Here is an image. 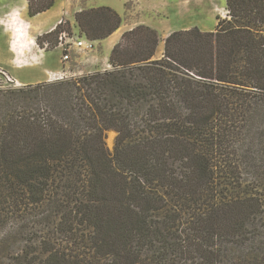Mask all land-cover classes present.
Returning a JSON list of instances; mask_svg holds the SVG:
<instances>
[{
  "label": "trees",
  "instance_id": "obj_1",
  "mask_svg": "<svg viewBox=\"0 0 264 264\" xmlns=\"http://www.w3.org/2000/svg\"><path fill=\"white\" fill-rule=\"evenodd\" d=\"M226 3L161 56L138 24L110 68L0 91V264H264V0ZM75 18L97 41L124 22Z\"/></svg>",
  "mask_w": 264,
  "mask_h": 264
},
{
  "label": "rangeland",
  "instance_id": "obj_2",
  "mask_svg": "<svg viewBox=\"0 0 264 264\" xmlns=\"http://www.w3.org/2000/svg\"><path fill=\"white\" fill-rule=\"evenodd\" d=\"M4 1V0H2ZM20 1V0H19ZM56 1V0H55ZM58 8L60 10V18L58 24H62L63 31L70 33H81L79 27L73 28V23L76 24L75 13L84 8H95L102 5H110L116 8L124 18V22L116 32V37L132 26L143 23L156 28L159 31L161 41L158 46L157 56H161L164 51L165 39L173 31L188 29L193 26H198L202 30L215 29L218 17H228L226 0H57ZM29 3V0H28ZM118 4V6H116ZM17 22V21H15ZM16 23L11 29L12 32L18 29ZM71 29V30H70ZM76 30V31H75ZM36 32L35 30L33 33ZM45 33V32H44ZM42 33V34H44ZM42 34H38L42 35ZM60 41V34L52 36L45 40L48 46L44 47L51 56L56 57L60 65L59 69L52 70V72L68 71L66 75L80 76L87 72H93L97 69L110 68L109 52L105 46L104 40L99 44L97 42V49L89 54H82L76 50H71V59L65 61L63 48L58 46ZM39 45V44H38ZM2 58V54L0 53ZM78 58L79 61H76ZM1 66L12 71L8 66L0 63ZM14 75V73H12ZM27 74V73H24ZM17 77L16 75H14ZM53 75H51L52 77ZM18 78V77H17ZM50 78V76H49ZM19 79V78H18ZM54 79V77L52 78ZM23 84L27 85L26 80L19 79ZM50 81V80H48ZM21 86V87H22ZM106 142L108 147L113 150L115 145V138L117 132L113 129L107 131ZM30 226L26 229L29 233ZM31 233V232H30Z\"/></svg>",
  "mask_w": 264,
  "mask_h": 264
},
{
  "label": "crops",
  "instance_id": "obj_3",
  "mask_svg": "<svg viewBox=\"0 0 264 264\" xmlns=\"http://www.w3.org/2000/svg\"><path fill=\"white\" fill-rule=\"evenodd\" d=\"M114 9L119 12L116 8ZM60 10L61 8H58V1L56 0L48 10L31 16L28 0H0V53L2 54L0 63L8 66L14 75L19 79L26 80L28 84L50 80L49 72L60 67L55 59L56 57L51 56L50 52L45 48H41L37 43L38 34L50 32L58 25V22L62 19L60 18ZM15 23L16 27L19 28L12 32L11 29ZM71 24L73 28H76L77 22L75 24L72 21ZM118 29L109 37L103 39L105 42L107 41L105 46L110 54L125 32L116 37L115 34ZM34 30L36 32L33 33ZM211 30L213 29L204 31ZM103 40L97 42L101 44ZM76 61H79L78 58H76Z\"/></svg>",
  "mask_w": 264,
  "mask_h": 264
},
{
  "label": "built area",
  "instance_id": "obj_4",
  "mask_svg": "<svg viewBox=\"0 0 264 264\" xmlns=\"http://www.w3.org/2000/svg\"><path fill=\"white\" fill-rule=\"evenodd\" d=\"M61 22V21H60ZM48 46V43H46ZM58 46L63 48L64 60L71 59V50H76L82 54H89L97 49V40H93L82 33H70L68 31H62L60 33V41ZM68 71L64 72H49L50 81L70 78L66 75ZM51 75H53L51 77ZM54 77V79H52ZM75 77V76H71ZM22 82L15 77L7 68L0 65V91L19 88L22 86Z\"/></svg>",
  "mask_w": 264,
  "mask_h": 264
}]
</instances>
